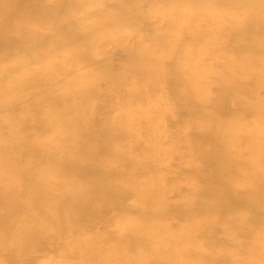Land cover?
Instances as JSON below:
<instances>
[{
  "label": "bare ground",
  "instance_id": "obj_1",
  "mask_svg": "<svg viewBox=\"0 0 264 264\" xmlns=\"http://www.w3.org/2000/svg\"><path fill=\"white\" fill-rule=\"evenodd\" d=\"M16 42L40 63L4 77ZM59 239L71 264H264V0H0V264Z\"/></svg>",
  "mask_w": 264,
  "mask_h": 264
},
{
  "label": "rangeland",
  "instance_id": "obj_2",
  "mask_svg": "<svg viewBox=\"0 0 264 264\" xmlns=\"http://www.w3.org/2000/svg\"><path fill=\"white\" fill-rule=\"evenodd\" d=\"M106 8H110V6L108 5H105ZM104 8H100V7H96L94 9V11L96 13H98L99 11L103 10ZM82 36H78L76 38H73L71 42V44H77L78 42H80ZM13 41L16 40V37L15 35H11L9 36V39H8V42L9 41ZM113 46L111 44H108L104 47V54L106 55V57H109V60L110 62L114 63V64H117L119 62H121L123 59H124V56H125V52L124 51H121V50H118V49H115L113 50L112 48ZM30 49V46H28V43H27V48H26V44L23 43V42H16L14 44V46L8 50V52H6V54H4V59H8V57L10 59H13V63L15 65H13L12 67L10 66V70L11 72H7V73H4V77L6 76H9L12 74V71L14 69H16V65L17 67L18 66H21V64L23 63H20L21 61H24L25 59L26 62H27V65H31L32 67L39 65L40 63V58L36 55L34 56H29L28 55V51ZM27 50V58L24 56L25 55V51ZM55 49H52L51 52H55L54 51ZM60 49H57L56 51H59ZM50 53V52H49ZM20 63V64H19ZM19 64V65H18ZM37 67V66H36ZM13 68V70H12ZM32 91V90H31ZM176 170H179L177 168H175ZM173 199L177 198L178 195H173ZM246 211V213H249L251 214V211L249 209H244ZM116 212V210L114 208H111V210L108 211V215L110 214H114ZM107 217H105L104 219H106ZM96 228V226H94ZM64 242H65V239H59V241H57V243L53 244L52 246H49L47 248H40L36 251V254L35 256H38V258H42V256H45V258H47L48 261L50 262H55L56 260V264H71L69 262V260L65 257V255H63L62 253L65 251L64 249ZM62 254V255H61ZM38 264H42V263H38Z\"/></svg>",
  "mask_w": 264,
  "mask_h": 264
}]
</instances>
